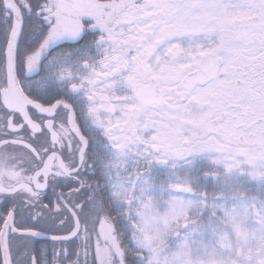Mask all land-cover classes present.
Returning a JSON list of instances; mask_svg holds the SVG:
<instances>
[{
  "label": "snow or ice",
  "instance_id": "6c2138e0",
  "mask_svg": "<svg viewBox=\"0 0 264 264\" xmlns=\"http://www.w3.org/2000/svg\"><path fill=\"white\" fill-rule=\"evenodd\" d=\"M0 264H264V0H0Z\"/></svg>",
  "mask_w": 264,
  "mask_h": 264
},
{
  "label": "flooded vegetation",
  "instance_id": "af4514ba",
  "mask_svg": "<svg viewBox=\"0 0 264 264\" xmlns=\"http://www.w3.org/2000/svg\"><path fill=\"white\" fill-rule=\"evenodd\" d=\"M58 191H59V189H58ZM50 195H51V193L49 192V196H50ZM40 243H41V244H45V243L50 244L51 242H50V241L41 240Z\"/></svg>",
  "mask_w": 264,
  "mask_h": 264
}]
</instances>
